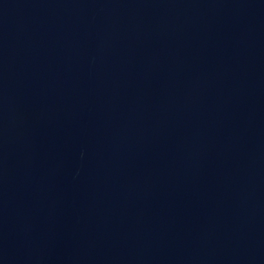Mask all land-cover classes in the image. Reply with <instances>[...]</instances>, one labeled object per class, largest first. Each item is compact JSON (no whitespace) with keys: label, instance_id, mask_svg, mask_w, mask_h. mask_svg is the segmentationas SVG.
Wrapping results in <instances>:
<instances>
[{"label":"water","instance_id":"95a60500","mask_svg":"<svg viewBox=\"0 0 264 264\" xmlns=\"http://www.w3.org/2000/svg\"><path fill=\"white\" fill-rule=\"evenodd\" d=\"M0 264H264V0H0Z\"/></svg>","mask_w":264,"mask_h":264}]
</instances>
